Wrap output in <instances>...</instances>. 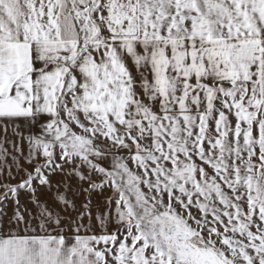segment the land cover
<instances>
[{"label":"snow or ice","instance_id":"1","mask_svg":"<svg viewBox=\"0 0 264 264\" xmlns=\"http://www.w3.org/2000/svg\"><path fill=\"white\" fill-rule=\"evenodd\" d=\"M8 158L0 264H264V0H0Z\"/></svg>","mask_w":264,"mask_h":264},{"label":"crops","instance_id":"2","mask_svg":"<svg viewBox=\"0 0 264 264\" xmlns=\"http://www.w3.org/2000/svg\"><path fill=\"white\" fill-rule=\"evenodd\" d=\"M9 135H11V130L9 131ZM7 146V145H6ZM12 164V160L11 158H8L6 160H0V166H4L5 172L7 171V165H11ZM13 172L15 173V168L13 167ZM83 199V198H81ZM94 204L96 203L97 200H100L101 204L103 201V198L98 197H94ZM93 211L95 212V208H93Z\"/></svg>","mask_w":264,"mask_h":264},{"label":"rangeland","instance_id":"3","mask_svg":"<svg viewBox=\"0 0 264 264\" xmlns=\"http://www.w3.org/2000/svg\"><path fill=\"white\" fill-rule=\"evenodd\" d=\"M13 183H15V181H13ZM100 198H103V197H100ZM21 202L22 203H25L26 202V198H25V196L22 194L21 195ZM29 207L31 208V206L29 205ZM11 208H12V206H11V204L9 205V212H11ZM31 210L33 211V212H35L36 211V209H34V208H31Z\"/></svg>","mask_w":264,"mask_h":264}]
</instances>
